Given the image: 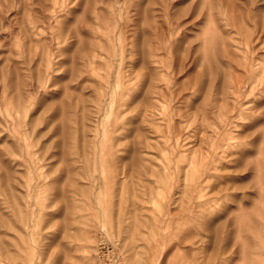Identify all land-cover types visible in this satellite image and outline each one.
Instances as JSON below:
<instances>
[{
  "label": "rangeland",
  "instance_id": "obj_1",
  "mask_svg": "<svg viewBox=\"0 0 264 264\" xmlns=\"http://www.w3.org/2000/svg\"><path fill=\"white\" fill-rule=\"evenodd\" d=\"M0 264H264V0H0Z\"/></svg>",
  "mask_w": 264,
  "mask_h": 264
}]
</instances>
